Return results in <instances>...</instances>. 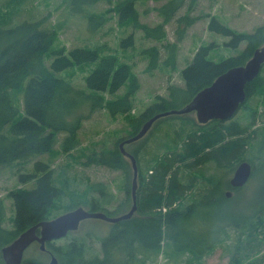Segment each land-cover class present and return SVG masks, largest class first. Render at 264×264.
Segmentation results:
<instances>
[{
    "label": "trees",
    "instance_id": "16d2710c",
    "mask_svg": "<svg viewBox=\"0 0 264 264\" xmlns=\"http://www.w3.org/2000/svg\"><path fill=\"white\" fill-rule=\"evenodd\" d=\"M148 1L162 2L154 8L162 20L155 26L140 19L138 4ZM101 2H106L110 7L98 13L88 10L90 6ZM198 2L199 0H68L73 13L87 14L88 28L92 33H96L107 23V14L116 13L120 25L132 28L121 41L126 49L135 46V31L138 30L147 39L160 42L166 40V25L187 6L186 13L176 19V41L164 42L162 47L153 45L142 51L148 58V72H153L161 65V48L167 55L164 64L173 70L177 69L181 42L188 29L201 20V15L191 14ZM148 11L147 9L146 12ZM207 16L210 17V31L230 37L226 42L227 46L239 48L246 42L245 48L237 55L215 61L209 58V54L217 44H202L189 64L180 71L185 85L170 83L168 95H156L153 102L139 115H132L134 97L140 89L138 77L129 63L120 62L114 55H102L104 46L54 49L58 30L48 23L49 14L40 18H25L11 24L0 22V167L31 162L40 155L53 152L59 133L66 134L61 146L63 151L70 153L80 145L79 131L84 121L102 109L112 116H124L128 123V135L117 137L114 147H106L98 153L90 154L85 163L130 170L132 164L124 156L120 148L121 142L136 135L156 114L185 107L218 76L233 67L244 65L254 51L264 44V26H259L255 32H239L222 23L216 16ZM48 57H51L50 63L46 60ZM94 62L95 67L85 77V88L75 85L74 73L69 70H85ZM263 70L264 66L261 73L247 83V98L240 109L245 107L255 93L263 94L261 102L264 104ZM123 87H126L125 92L115 96ZM257 113L258 110L252 111L251 119L244 126L239 120L229 123L212 120L207 124H200L197 118L188 116L190 113L158 119L153 126L165 119L168 127L170 126L166 135L171 136L170 132L177 129L181 137L185 133L182 137L184 143L180 147L177 144L173 149L167 147L168 151L156 153L151 160H146V172L141 155L144 149L137 148L130 152L125 146L136 157L139 169L138 209L134 215L113 223L111 231L101 239L100 255L87 258L86 244L73 233L63 238L67 240L61 244L56 241L47 242V251L57 255L60 264H149L150 253L160 254L164 235H168L177 250L190 248L198 257L207 241L198 239L191 230L187 231L183 227L192 217L197 205L193 203L191 206L185 201L186 193L197 180L189 171H195L197 165L210 160L221 168L230 163L234 165L240 160L257 163L256 159H241L256 133V130H248L257 121ZM175 119L181 120L178 127ZM232 136H241V139H234ZM144 144L143 148H146V139ZM253 154L259 161L263 158L261 151ZM180 163L185 164L184 168L179 166ZM261 165H264V160ZM20 180L23 183L35 180L36 185L10 191L15 210L11 218L12 227L4 225L7 210L0 196V264H5L2 248L28 228L54 218L53 211L60 208V201L67 194L66 189L57 184L52 166L43 160L35 161L33 171L21 173ZM66 184L67 180L63 182L64 186ZM97 186V197L70 202L66 212L82 206L90 211L106 210L105 213L115 216L107 210L110 199L106 197L105 190L101 189L100 184ZM125 190L128 200L130 187ZM164 208L167 210L164 211ZM237 224L241 233L231 248L233 263L248 261V264H264V201L250 215L240 218ZM23 264L45 263L39 257L24 255Z\"/></svg>",
    "mask_w": 264,
    "mask_h": 264
},
{
    "label": "rangeland",
    "instance_id": "374dc122",
    "mask_svg": "<svg viewBox=\"0 0 264 264\" xmlns=\"http://www.w3.org/2000/svg\"><path fill=\"white\" fill-rule=\"evenodd\" d=\"M161 3L153 1L139 3L138 10L141 21L152 26L160 23L161 17L154 8L160 6ZM107 7L110 5L101 2L90 6L88 10L98 13ZM147 9L148 12H146ZM186 10L187 6H184L174 20L166 25L167 38L163 42L147 39L143 32L138 30L135 31V46L127 49L122 46L121 41L132 28L120 25L116 13L107 14L109 16L107 23L96 33H92L88 28L87 14L73 13L69 8L68 0H0V22L11 24L25 18H40L49 14L48 23L54 25L58 30L54 49L104 46L102 55H114L120 62L129 63L133 68V73L138 77L140 89L134 97L132 115H139L153 102L156 95H168L170 83L185 85L180 71L189 64L195 51L202 44L207 45L211 42L217 44L209 54V58L215 61L237 55L245 48L246 42H243L239 48L227 46L226 42L230 40V37L210 31L208 29L210 17L207 15L216 16L222 23L239 32H255L259 26H264V0H199L196 9L191 14L201 15V20L188 29L185 39L181 42L177 69L173 70L164 64L167 55L166 51L161 48V65L153 72H148V58L142 51L153 45L162 47V43L167 41L175 42L176 19L185 14ZM46 60L50 63L51 57ZM95 65L96 62L88 65L85 70L79 68L69 70L74 73L73 83L85 88V77ZM262 78L264 80V70ZM125 90L126 87H123L115 96L123 94ZM262 97V93H255L245 107L240 109L229 121L226 120L227 123L239 120L244 126L251 119L252 111L258 110L257 121L248 130L249 132L256 130V133L251 144L247 147L244 157L241 158L258 161L252 164L253 173L249 181L244 186L233 189L231 197L226 196V191L232 189L230 180L235 169L243 160L234 165L230 163L229 166L222 168L210 160L203 165H197L195 171L191 169L189 171L197 177V180L195 179L193 188L186 193L185 201L191 206L193 203L197 205H195L192 217L183 224V227L187 231L191 230L198 239L207 241L202 247L203 251L199 252L197 257L190 248L177 250L173 240L169 239L168 235H164L160 254L151 252L149 264H234L231 248L234 247L241 233L237 222L240 218L248 216L258 209L259 204L264 201V165H261L264 160V104L261 102ZM188 116L197 118L196 112H191ZM175 121L178 127L181 120L175 119ZM156 125L151 127V131L149 130L150 132L143 139L127 144V149L130 152L137 148L144 149V153L141 154L144 172H146V160L148 162L157 155L156 153L163 154L169 148L173 149L177 144L180 147L184 143L182 137L185 133L181 137L177 133V129L170 132L171 136L166 135L167 131H170V126L168 127L165 119ZM65 135V133L58 134L57 143L51 153L40 155L31 162L20 163L12 167H0V196L4 200L7 210L5 226L12 227L11 218L15 213L13 199L9 196L10 191L17 188H32L36 185L35 180L28 183L21 182L20 174L33 171L34 163L37 160L46 161L52 166L56 173L57 184L63 186L67 191L64 200L60 201V208L52 213L54 218L66 212L70 202L85 201L97 197L99 195L97 184H100L101 189L106 192V197L110 199V203L106 207L113 215L119 216L131 209L133 205L131 195L133 170L130 164L128 165L130 170L125 171L112 169L105 165H87L85 163L90 154L98 153L106 147L112 148L117 137L128 135L127 119L122 115L112 116L107 110H98L84 121L79 131L80 145L70 153L63 151L61 146ZM232 137L241 139V136ZM145 139L147 146L143 148ZM260 151L263 157L261 161L253 154V152L257 154ZM126 158L131 161L129 157ZM184 165V163H180L179 166L183 167ZM65 180L68 181V184L64 186ZM129 187L130 194H128L127 200L125 189ZM221 190L222 193H220ZM205 192H208L209 198L202 196L206 194ZM198 201H200L199 204ZM100 211L106 212V210ZM112 226L111 222L89 218L81 222L78 230L72 231L68 235L73 233L74 236L79 237L86 244L85 256L91 258L101 254V239L111 231ZM66 240L59 239L56 242L61 244ZM52 254L47 250H41L38 243L32 244L25 251V256L39 257L45 264L50 262ZM57 258L59 259L58 256ZM241 264H248V261Z\"/></svg>",
    "mask_w": 264,
    "mask_h": 264
},
{
    "label": "water",
    "instance_id": "95a60500",
    "mask_svg": "<svg viewBox=\"0 0 264 264\" xmlns=\"http://www.w3.org/2000/svg\"><path fill=\"white\" fill-rule=\"evenodd\" d=\"M264 66V44L257 48L251 58L241 66H236L218 76L211 85L205 87L193 100L181 109H173L156 114L149 119L134 136L125 139L120 144L124 156L129 157L133 168L131 209L119 216H110L102 211H90L82 206L60 214L59 216L41 221L22 232L10 244L2 248L5 264H23L25 251L34 243L40 244L41 250H47V242L65 238L70 232L79 229L83 220L89 218L102 219L111 223L131 218L138 209L137 190L139 186V169L136 157L128 152L126 144L142 139L160 118L169 115H180L196 112L197 121L207 124L212 120L226 121L235 116L246 101V85L253 81ZM253 172L250 162L243 160L235 169L231 178L233 187L244 186ZM230 197V193L227 192ZM48 264H60L56 255H51Z\"/></svg>",
    "mask_w": 264,
    "mask_h": 264
},
{
    "label": "flooded vegetation",
    "instance_id": "af4514ba",
    "mask_svg": "<svg viewBox=\"0 0 264 264\" xmlns=\"http://www.w3.org/2000/svg\"><path fill=\"white\" fill-rule=\"evenodd\" d=\"M252 173H253V172H252ZM230 186L232 187V189L226 191V196H227V197H229V196L227 195V192H229V193L231 194V196H232V193H233L232 190H233V189H238V188H240V187H233V186L231 185V180H230ZM230 186H229V187H230ZM241 187H242V186H241ZM131 188H132V187H131ZM208 192H209V191H208ZM208 192H207V193L205 192L206 194H203L202 196H203V197H206V196L208 195ZM220 193H222V190L220 191ZM131 195H132V191H131ZM231 196H230V197H231ZM207 197L209 198L210 196H207ZM211 198L214 199L213 196H211Z\"/></svg>",
    "mask_w": 264,
    "mask_h": 264
},
{
    "label": "bare ground",
    "instance_id": "6f19581e",
    "mask_svg": "<svg viewBox=\"0 0 264 264\" xmlns=\"http://www.w3.org/2000/svg\"><path fill=\"white\" fill-rule=\"evenodd\" d=\"M7 8V7H6ZM41 78H42V76H41ZM47 78V77H46ZM37 79V78H36ZM14 85V84H13ZM11 86V85H10ZM16 87V86H15ZM5 88V87H4ZM13 95V94H12ZM4 97V96H3ZM14 117V116H13ZM11 121V120H10ZM13 123V122H12ZM41 126V125H40ZM15 127V126H14ZM43 131V130H42ZM42 135V134H41ZM13 140V139H12ZM12 142V141H11ZM11 159V158H10ZM35 190V189H34ZM15 191V190H14ZM17 191H19V190H17ZM10 196V195H9ZM79 250V249H78ZM82 250V249H81Z\"/></svg>",
    "mask_w": 264,
    "mask_h": 264
},
{
    "label": "built area",
    "instance_id": "2783aa9c",
    "mask_svg": "<svg viewBox=\"0 0 264 264\" xmlns=\"http://www.w3.org/2000/svg\"><path fill=\"white\" fill-rule=\"evenodd\" d=\"M164 210H167V208H164Z\"/></svg>",
    "mask_w": 264,
    "mask_h": 264
}]
</instances>
